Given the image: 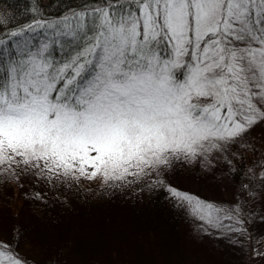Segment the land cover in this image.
<instances>
[{"label":"snow or ice","instance_id":"6c2138e0","mask_svg":"<svg viewBox=\"0 0 264 264\" xmlns=\"http://www.w3.org/2000/svg\"><path fill=\"white\" fill-rule=\"evenodd\" d=\"M9 37H21L12 50L0 39L10 179L159 174L264 122V0H97ZM173 195L219 225L223 209ZM0 264H24L10 240Z\"/></svg>","mask_w":264,"mask_h":264},{"label":"rangeland","instance_id":"374dc122","mask_svg":"<svg viewBox=\"0 0 264 264\" xmlns=\"http://www.w3.org/2000/svg\"><path fill=\"white\" fill-rule=\"evenodd\" d=\"M233 145L107 183L0 172L2 196L19 184L25 189L20 236L5 228L3 215L0 239L16 241V252L33 264L61 247L65 264H264V181L251 194L249 184L241 188L218 171L220 153ZM173 191L238 212L248 203L249 222L210 225Z\"/></svg>","mask_w":264,"mask_h":264},{"label":"trees","instance_id":"16d2710c","mask_svg":"<svg viewBox=\"0 0 264 264\" xmlns=\"http://www.w3.org/2000/svg\"><path fill=\"white\" fill-rule=\"evenodd\" d=\"M97 0H0V39L7 41L10 50L13 49L14 42L21 37H9L13 31H17L35 20H51L60 18L68 14L71 10H79L84 6H95ZM26 35H35V33H26ZM36 43L35 40L32 41ZM58 55V53H55ZM264 122L257 123L251 128L245 137L234 142L230 150L221 152L217 159L219 164L218 171L229 181L236 183L241 188L250 185L251 194L257 193V188L264 181ZM262 138V139H261ZM251 146V149H250ZM251 151V152H250ZM25 201V189L22 184L16 186L15 190L7 196L0 194V224L2 216H6L5 228L12 233L16 240L20 236L22 227L19 223L20 212ZM216 204L215 201H211ZM217 208L224 212L218 213L221 216V222H232L240 225L241 222L248 224L249 205H244V210L238 212L234 209H228L216 204ZM225 213L231 216V219L224 218ZM260 219V217L258 216ZM244 221H242V220ZM15 242L12 241L11 247L15 250ZM16 254L19 256L16 252ZM24 264H33L28 259L19 256ZM66 250L61 247L57 251L50 253L45 257L44 264H65Z\"/></svg>","mask_w":264,"mask_h":264}]
</instances>
